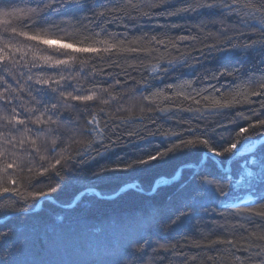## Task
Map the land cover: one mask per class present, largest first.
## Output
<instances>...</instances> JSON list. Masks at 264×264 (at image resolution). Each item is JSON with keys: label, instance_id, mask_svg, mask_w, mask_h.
<instances>
[{"label": "snow or ice", "instance_id": "obj_1", "mask_svg": "<svg viewBox=\"0 0 264 264\" xmlns=\"http://www.w3.org/2000/svg\"><path fill=\"white\" fill-rule=\"evenodd\" d=\"M0 4L5 5L0 8V198H16L21 205L11 211H28L29 200L63 191L82 172L102 182L115 173L167 163L177 154L202 157L196 168L181 170L171 189L158 190V198L136 209L139 215L110 217L122 243L93 264H264V142L259 139L264 137V71L242 73L233 88L217 87L239 73L223 63L230 56H259L264 64V0ZM153 19L173 22L155 30L141 27L139 35L128 32L130 24L135 28ZM180 20L194 23L175 22ZM113 23L125 32H109ZM87 53L93 56L78 55ZM206 61L221 66L201 72ZM156 114L175 119L179 130H165ZM145 121L156 126L148 135L168 143L140 155H120L121 144L145 139L122 125ZM112 154L115 160L108 159ZM241 158V171L234 173L230 164ZM41 184L45 188L36 190ZM240 190L256 197L247 208L229 203ZM80 196L73 209L80 215L69 213L54 224L61 234L88 225L87 190ZM96 197L99 202L100 193ZM8 211L0 207V215ZM207 216L213 217L211 225L186 244L157 237ZM41 227L32 236L16 234L11 243V230H0V264H46L38 248L48 232L43 226L42 239Z\"/></svg>", "mask_w": 264, "mask_h": 264}, {"label": "trees", "instance_id": "obj_2", "mask_svg": "<svg viewBox=\"0 0 264 264\" xmlns=\"http://www.w3.org/2000/svg\"><path fill=\"white\" fill-rule=\"evenodd\" d=\"M6 3L11 7H25L30 3V0H6ZM4 6V4H0V8ZM172 22V20L166 19L142 21L139 22L135 28H133L130 24L128 32L139 35V31H137V29L141 27L145 31L149 29L155 30L158 25H165L167 28V26ZM175 22L179 24L194 23L193 21L183 20ZM98 30L99 29H97V31ZM108 31H118L124 33L125 28L120 26L119 23H113L111 26H108ZM176 32V29H172L170 34L175 35ZM172 54L178 55L179 53L173 51ZM78 55H84L86 57L93 56L91 53ZM223 63H228L230 66L239 69L238 74L221 79L219 84H217L216 81H212L213 84H217V87L223 85V89L233 88L239 84L241 82L242 73L250 72V70L255 69L256 74L259 75L260 71H264V64L261 63L259 56H230L226 58ZM220 66V64L212 61H206L204 63V67L201 69V72L205 70H215ZM84 68L85 71H87L88 65H85ZM85 84L87 86V82H85ZM231 95L232 93L230 91H224L225 98H230ZM134 103L136 104L138 102L135 100L133 101V104ZM187 103L189 102H185V104ZM133 104L127 101V105ZM161 106L167 107L168 102L163 101ZM244 107L246 108L247 106ZM120 114L128 115L127 112ZM137 114H139L138 111ZM156 115L157 124L162 125L165 130L169 128L179 130V126L176 124L175 119H160V114ZM177 115L181 114L177 113ZM183 115L187 117L190 114L185 113ZM208 119L216 120L220 119V117L210 116ZM155 127V125H152L147 121H145L144 124L130 122L127 125H122V130L127 129L129 131L141 133L145 136V139L135 140V138H132L134 141L132 144L127 146L121 144V146L117 149V152L120 155H140L143 152L151 151L154 148L162 149L168 143V140L160 135H148V131H154ZM262 138L264 137L259 139L264 142ZM124 139L127 140L129 138L125 136ZM169 139L175 138L170 137ZM246 155L247 154L244 156ZM108 159L115 160L116 155L112 154L108 157ZM200 159H202V157L177 154L167 163L151 164L144 166L143 170H137L135 172L115 173L111 175L110 179H106L102 182L95 181L89 172H82L79 177L63 191L53 193L48 197L37 201L29 200L28 204L30 207L26 212L10 210L21 206L19 203L13 202L16 198H0V207L9 209L6 216L0 215V230H11L9 240V243H11V240L15 239L16 234H25L29 236L34 235L36 226L38 225L42 226L41 234L42 239H44L43 226H46L48 238L44 240L43 247L38 248V251L40 252V258L47 264H78L77 262H74V259L71 260L69 258L71 252H73L76 257H87L84 261L79 262L80 264H93V261L102 256L106 250L118 247L122 243L120 233L114 232L110 226V217L116 214H122L126 217L139 215L136 209L148 204L153 198H158V190L159 192H163L171 189V186L181 179V170L186 171L187 169L196 168L200 163ZM212 159L215 160L216 158L213 157ZM242 162L243 159L241 158L230 164L234 173H239L238 171L241 170L240 164ZM101 163H106V161H101ZM185 166H187V169ZM177 174H180L179 178L171 180ZM234 178H238V176ZM162 182L164 183L157 187V185ZM43 188H45V185L41 184L36 190ZM84 190H87L88 192L87 203L85 206L92 209L88 225L81 226V228L76 232H65L64 234H61L58 229H54V224L60 223L61 219L68 216L69 213H71L73 217L80 215L78 212H73V209L76 208L78 201L81 199L80 192ZM21 191H23V187H21ZM96 193H100L99 202L97 200ZM24 194L25 196L29 195L28 192H25ZM235 196L237 198L229 203L239 205L241 208L249 207L256 199V197L247 190H240L235 193ZM245 196L250 197L249 201H241V199ZM220 210L221 209H217V212ZM225 215L227 216L228 214L225 213ZM212 219L213 217L207 216L203 220L186 221L181 229L157 232V237L161 241L171 240L173 242H179L180 244H186L192 239H197L199 231H206L207 227L211 225ZM215 219L219 220V217L216 216ZM229 221L232 224L238 223V219H233L231 217H229ZM239 222L242 223L243 221L239 220ZM146 226L147 225H145V227ZM245 227L248 228L249 226L245 225ZM184 237H187L188 240L186 241ZM74 241H77L78 243L75 244ZM55 242L58 244L55 245ZM67 242H72L74 244L72 249H70V252L66 250V248L69 247V243ZM185 251L190 254H194L196 252L195 249H189L187 247H185ZM44 257L49 258L45 260ZM89 259H93V261H89Z\"/></svg>", "mask_w": 264, "mask_h": 264}, {"label": "rangeland", "instance_id": "obj_3", "mask_svg": "<svg viewBox=\"0 0 264 264\" xmlns=\"http://www.w3.org/2000/svg\"><path fill=\"white\" fill-rule=\"evenodd\" d=\"M133 101H135V100H129V102L131 103V104H133ZM136 101L138 102L139 101V99H136ZM135 104V103H134ZM245 155V154H244ZM190 167V166H189ZM193 167V166H192ZM241 170H239L238 172H240ZM179 176H180V174H177L174 178L175 179H178L179 178ZM249 199H250V197L249 196H245V197H243L242 199H241V201H243V202H247V201H249ZM67 243H69V247L68 248H66L65 246H63V247H65L66 248V250L68 251V252H70V249H72V247L74 246V244L72 243V242H67ZM74 243L76 244V243H78L77 241H74ZM55 245H57L58 243L57 242H55L54 243ZM61 249H63V248H61ZM67 251H66V253H67ZM48 253V252H47ZM49 257H44V259L45 260H47ZM71 260H75L74 262H77L78 264H80L79 262H82V261H84L87 257H84L83 258V256H77L76 257V255H74V253L73 252H71L70 253V257H69ZM89 261H93V259H89ZM47 264V263H46Z\"/></svg>", "mask_w": 264, "mask_h": 264}, {"label": "water", "instance_id": "obj_4", "mask_svg": "<svg viewBox=\"0 0 264 264\" xmlns=\"http://www.w3.org/2000/svg\"><path fill=\"white\" fill-rule=\"evenodd\" d=\"M262 140H264V138H262ZM171 180H174V178H172ZM163 183H164V182L158 184L157 187H158L159 185H162Z\"/></svg>", "mask_w": 264, "mask_h": 264}]
</instances>
